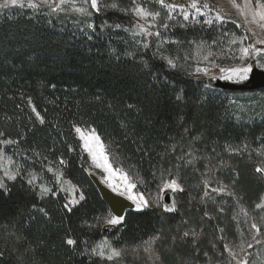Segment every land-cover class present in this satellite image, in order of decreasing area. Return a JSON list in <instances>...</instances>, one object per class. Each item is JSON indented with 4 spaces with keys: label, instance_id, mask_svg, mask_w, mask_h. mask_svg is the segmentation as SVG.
Here are the masks:
<instances>
[{
    "label": "trees",
    "instance_id": "obj_1",
    "mask_svg": "<svg viewBox=\"0 0 264 264\" xmlns=\"http://www.w3.org/2000/svg\"><path fill=\"white\" fill-rule=\"evenodd\" d=\"M192 3L101 0L87 18L47 8L0 10V140L9 141L5 151L19 163V174L0 189V264L249 260V247L243 254L229 246L244 229L239 217L253 223L264 193V172L256 171L264 168V87L253 89L257 115L244 118L236 90L163 60L160 52L181 61L196 43L221 56V65L238 54L231 43L246 35L242 25L211 18L215 8L203 0H196L202 13L193 19ZM135 5L159 13V35L148 44L128 31ZM178 6L187 19L170 14ZM85 127L148 197V207L127 210L119 225L106 223L112 214L89 177L75 132ZM58 172L79 198L69 208L55 185ZM30 174L50 191L41 192ZM173 178L180 188L161 191ZM164 192L173 200L165 203ZM103 237L119 256L92 251Z\"/></svg>",
    "mask_w": 264,
    "mask_h": 264
},
{
    "label": "rangeland",
    "instance_id": "obj_2",
    "mask_svg": "<svg viewBox=\"0 0 264 264\" xmlns=\"http://www.w3.org/2000/svg\"><path fill=\"white\" fill-rule=\"evenodd\" d=\"M204 3H208L214 6L215 14H210V17L213 19H216L217 13H219L223 19H232L239 24L242 25V27L245 30L246 35L245 36H238L237 38H233L231 46L232 51L236 52L237 55L232 59H223L226 61L224 65H221V62L218 58H215V56L218 55H211V52L206 49V47L203 44L196 43L192 46L191 53L185 55L186 57L182 59L179 62L174 63L173 59H171L167 54H164L163 52H160L159 54L163 58L165 62L168 63V60H171L173 62L172 67H177L184 69L187 74L193 76V77H205L210 78L213 80V83L216 80H221L225 82H230L234 84H241L244 83L250 76L252 70H263L264 71V55L259 56V65L257 66V57L255 55H249L247 57L244 56L243 52L241 51L242 48L247 47L249 44H253L257 48H264V45L256 43L259 39H264V28H262L260 25L264 24V21H261L259 17H256V20L253 21L252 18V11L258 10V4H264V0H251V11L248 7L245 6L246 0H203ZM3 0H0V3H2ZM35 3L39 5L38 8H47L50 11H64L67 13H70L77 18H87L90 17L94 11H97L96 9H92L90 5V0H64V3L61 4L59 8H56V5L60 3V0H48L47 3H44V0H34ZM98 2V8L102 7L101 0H97ZM25 3H27V0H25ZM143 8L144 11L151 13L146 8L135 5L133 7V20L134 23L131 27L128 28V31L136 35L138 37H142L148 44L150 41V38L157 37L156 33H158V23H160V18L158 15H147V16H141L138 15L136 12L137 8ZM28 8V7H23ZM77 8H85L87 9V12L81 13L76 11ZM32 9V8H29ZM55 9V10H53ZM170 14L171 13H177L185 19V15H187V18L189 17L190 13L184 11L181 6H178L177 8H168ZM1 10V9H0ZM194 14L193 19L198 18V14H201V11H193ZM209 13L206 11L204 13L205 17ZM210 18L209 16H207ZM191 18V17H190ZM217 20V19H216ZM141 26L143 27V30L141 29ZM145 43V42H144ZM157 47V45H156ZM222 58L221 56H218ZM252 65V70L247 73V79L240 80L237 75L233 73H229L228 71H225L224 73L220 72L221 68H224L226 70L228 69H239L246 67L247 65ZM197 68H207L208 72L207 74L203 72H197ZM224 76H232V79H221L220 77ZM214 77V78H213ZM256 92L253 91V89H243V90H237L235 93L237 94V98L239 99V108L242 114H244V118H252L257 115V112L254 109V105L256 104L257 98L256 96H253L252 93ZM234 94V92H232ZM235 99V98H234ZM28 107L31 109V105L27 103ZM84 131L85 135H91L93 133V129L90 127L80 128ZM76 132V130H75ZM95 135L97 133L94 131ZM77 137L81 141L82 149L88 156V162H89V173L95 174L97 177H99L100 181L106 185L108 188H110L112 191H114L117 194H120L122 191H124V180L123 175L126 174L123 169H121L119 166H116L112 159L114 157L108 152L107 147L105 144L102 143L101 139L100 142L103 146V150L105 154L107 155L109 159V163L113 169V172L110 174L109 172L105 171L103 167H97L96 164L93 162L91 156L89 153L85 150L83 147L84 141L81 140L80 134L77 133ZM98 136V135H97ZM6 140H0V178H3V183L5 184V180H11L4 176V172L7 171L10 174L16 176L19 174V163H17L14 158L8 154L5 151L6 146L8 143H5ZM129 180L135 183V179L133 177H130L127 175ZM30 180H32L40 189L41 192L43 188H47L42 182L37 181V177L30 174ZM55 185L62 191H65L68 195L67 197V204H69V207L74 205L69 203L72 199H75L77 202L79 198L75 194L74 186L71 184V182L67 179H64L61 174L58 172L56 173V176L54 178ZM115 189V190H114ZM134 194H142V192L139 191L138 187L136 186L133 189ZM169 194V193H168ZM121 195V194H120ZM161 196V193L159 194ZM158 195V196H159ZM125 198H127V194L122 195ZM165 196V192L162 194V197ZM147 200L148 197L144 196ZM171 197V196H170ZM173 200V196L171 197ZM128 199V198H127ZM129 200V199H128ZM131 201V200H130ZM133 203V201H131ZM76 204V203H75ZM135 205V203H133ZM258 204L261 205V207H257L259 212L254 215L253 217V223L257 224L260 228V231L257 233L254 228L251 227L253 223H249L247 216L245 214H241V217H239V221L244 225V229H241L238 234V239L235 243L231 244L229 247L232 251L239 253L242 252V249L248 248L249 244H252V247L247 250V255L249 260L242 259V261H247V264H264V243L259 245V236H262L261 239L264 241V193L261 195L260 201ZM68 207V208H69ZM136 207V205H135ZM258 241V242H257ZM101 247H103L104 252L106 255L104 258H107V254L110 253L111 249L113 247L108 243L107 238L103 237L97 244H96V251L99 252L101 250ZM115 249V248H114ZM120 252V251H119ZM244 254V252H242ZM114 258V257H113ZM108 259V258H107ZM240 264V262H239Z\"/></svg>",
    "mask_w": 264,
    "mask_h": 264
},
{
    "label": "snow or ice",
    "instance_id": "obj_3",
    "mask_svg": "<svg viewBox=\"0 0 264 264\" xmlns=\"http://www.w3.org/2000/svg\"><path fill=\"white\" fill-rule=\"evenodd\" d=\"M47 2H48V0H44V3H47ZM63 3H64V0H60V3L56 5V8H59L61 6V4H63ZM161 4L163 5V0H161ZM90 5H91L92 9H96L97 11L99 10L97 0H90ZM17 6L18 7H28V8H32V9H36L39 7V5L34 2V0H27V3H25V0H3V2L0 3V9H8V8L17 7ZM245 6L248 7L249 10L251 11V0H246ZM191 7L195 8L196 11H198V12L201 11V9L197 6L196 0H193ZM204 7L209 8L210 6L208 4H205ZM53 10H55V9H53ZM76 11L81 12V13H85V12H87V9L77 8ZM136 12L138 15H141V16L159 15V13L146 12V11H144L143 8H139V7L136 9ZM251 14H252L253 21L256 20L257 16L259 17V19L261 21H264V4H258V10L252 11ZM185 19H187V15H185ZM216 19L222 21L223 17L219 13H217ZM206 23H212V21L209 20V21H206ZM260 26L262 28H264V24H261ZM89 27H92V25L90 24ZM141 29L143 30L142 26H141ZM156 35H159V33H156ZM256 43L264 45V39H259L256 41ZM241 51L243 52L245 57H247L249 55H255L257 57V66H260L259 65V56L264 55V48H257L253 44H249L247 47L242 48ZM168 63L170 65H173V62L171 60H168ZM251 70H252V65L249 64L246 67L239 68V69H228V70H226L224 68H221L220 72L224 73L225 71H228L229 73H233V74L237 75L240 80H244V79H247V73H249ZM196 71L197 72H203V73L207 74L208 69L207 68H197ZM220 78L221 79H232V76L231 75H229V76L222 75ZM29 103L31 104V101H29ZM32 110H33V112H36L35 107H33ZM36 115L38 118H40V114L38 112H36ZM41 122H43L42 118H41ZM75 130L77 133L80 134L81 140L84 141L83 147L89 153V155L91 156V158H92L93 162L96 164V166L97 167H103L105 171H107L111 174L113 172V169L109 163V159H108L107 155L105 154V152L103 150V146L100 142L99 136L95 135L94 130H93V133L91 135H85L84 131L80 128H76ZM5 143H9V141H5ZM61 162L63 163V161H61ZM49 171H51V169H49ZM256 171L257 172H264V168L257 167ZM4 176L7 177L8 179H15L16 178L14 175L10 174L7 171L4 172ZM123 180H124V191H122L120 194L121 195L127 194V198L129 200L133 201V203H135L137 210H142L143 208L148 207L149 201L145 199L143 194H134L133 193V189L136 187V185L129 180V178L126 174L123 175ZM29 183H31V181H29ZM179 188H180V185L177 183L176 179L173 178L171 180H163V186L160 190L161 191H164V190L175 191ZM0 189H5V184L3 183V178H0ZM42 191H43V193L47 194L50 190L47 188H43ZM220 191H223V189H220ZM53 194H55V193H53ZM80 198L83 199L82 196ZM69 203L75 204V203H77V201L75 199H72ZM256 206L261 207L260 204H257ZM68 207H69V204H65V208H68ZM164 209H165V211L172 212L175 210V207H174V204L172 206H169L168 204H164ZM41 211H44V210L41 209ZM124 219H125V217L122 215H118V214L112 215L110 219L106 220V223L108 225H113V226L119 225ZM251 227L256 229L257 232L260 231L259 226L255 223H253L251 225ZM185 235H188V233H185ZM67 244L73 245V244H75V241L72 239H68ZM248 247L251 248L252 244H249ZM225 250L230 251L228 248V245H225ZM92 251L101 257H104L106 255V253L103 250V247H101V250L99 252H97L95 248ZM230 254H231V252H230ZM119 255H120L119 250L113 248V249H111L110 253L107 254V258L109 260H111L113 257H117ZM240 264H247V261H242V262H240Z\"/></svg>",
    "mask_w": 264,
    "mask_h": 264
},
{
    "label": "water",
    "instance_id": "obj_4",
    "mask_svg": "<svg viewBox=\"0 0 264 264\" xmlns=\"http://www.w3.org/2000/svg\"><path fill=\"white\" fill-rule=\"evenodd\" d=\"M214 85L224 90H243V89H258L264 87V71L263 70H252L249 78L241 84H234L221 80H216ZM89 177L96 189L98 190L102 200L107 205L112 215H122L127 210H134L135 205L125 198L124 196L115 193L106 185H104L100 179L93 173H89ZM165 203L170 201V195L168 193L163 197Z\"/></svg>",
    "mask_w": 264,
    "mask_h": 264
}]
</instances>
